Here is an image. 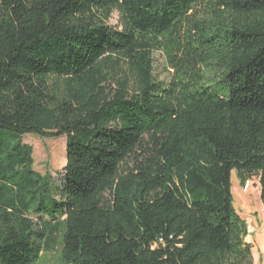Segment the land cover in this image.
I'll return each mask as SVG.
<instances>
[{"label": "trees", "instance_id": "1", "mask_svg": "<svg viewBox=\"0 0 264 264\" xmlns=\"http://www.w3.org/2000/svg\"><path fill=\"white\" fill-rule=\"evenodd\" d=\"M232 172L264 210V0H0V264H253Z\"/></svg>", "mask_w": 264, "mask_h": 264}, {"label": "rangeland", "instance_id": "2", "mask_svg": "<svg viewBox=\"0 0 264 264\" xmlns=\"http://www.w3.org/2000/svg\"><path fill=\"white\" fill-rule=\"evenodd\" d=\"M119 16L115 12L109 25L116 27ZM154 73L158 80L167 79L165 58L161 53L153 54ZM33 149V168L41 175L48 174L54 182L60 183L66 165L65 138L48 139L26 135L23 139ZM232 205L236 215L247 226L246 243L250 244L253 264H264V210L260 200V186L257 177L241 185L236 172L231 174ZM56 253L44 257V264L54 263ZM42 263V264H43Z\"/></svg>", "mask_w": 264, "mask_h": 264}]
</instances>
